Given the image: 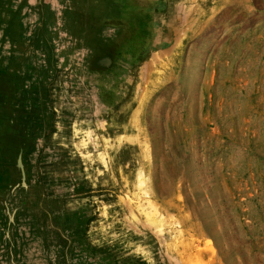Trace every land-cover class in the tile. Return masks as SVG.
Masks as SVG:
<instances>
[{
    "label": "rangeland",
    "instance_id": "374dc122",
    "mask_svg": "<svg viewBox=\"0 0 264 264\" xmlns=\"http://www.w3.org/2000/svg\"><path fill=\"white\" fill-rule=\"evenodd\" d=\"M0 264H264V0H0Z\"/></svg>",
    "mask_w": 264,
    "mask_h": 264
}]
</instances>
